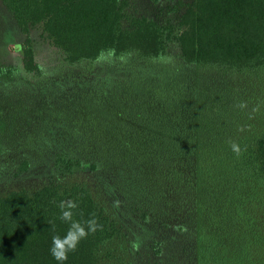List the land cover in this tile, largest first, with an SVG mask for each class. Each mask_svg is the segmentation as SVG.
<instances>
[{"label":"trees","instance_id":"obj_1","mask_svg":"<svg viewBox=\"0 0 264 264\" xmlns=\"http://www.w3.org/2000/svg\"><path fill=\"white\" fill-rule=\"evenodd\" d=\"M162 2L0 0V45L24 39L20 64L0 63V186L49 153L142 217L185 215L216 264H264V0H187L170 11L176 54ZM37 26L63 54L57 74L38 69ZM68 199L103 228L65 264L111 258L119 223L86 182L53 178L0 193V264H57Z\"/></svg>","mask_w":264,"mask_h":264},{"label":"rangeland","instance_id":"obj_2","mask_svg":"<svg viewBox=\"0 0 264 264\" xmlns=\"http://www.w3.org/2000/svg\"><path fill=\"white\" fill-rule=\"evenodd\" d=\"M165 1H168V5ZM186 2L187 0H163L160 5L162 9H153L154 16L168 21L166 36L169 53L179 52L177 38L182 28L178 25V15L170 11L175 8L173 11L178 12L177 9L182 8ZM32 37L35 39L38 69L42 72L59 73L53 69H57L62 52L52 45L40 26L32 31ZM11 40V43L0 45V63L7 66L20 64V45L14 47L13 44L14 41L24 42L23 38L17 36H13ZM53 178L65 183L86 182L109 216L119 223L121 236L111 247V258L104 260L102 264H216L213 256L204 254L202 246L200 248L196 242L191 223H188L185 215L152 213L142 217L131 204L97 187L90 173L68 167L67 164L57 166L54 156L49 153L30 172L10 181L12 183L8 185H1L0 193L16 188L33 192Z\"/></svg>","mask_w":264,"mask_h":264},{"label":"clouds","instance_id":"obj_3","mask_svg":"<svg viewBox=\"0 0 264 264\" xmlns=\"http://www.w3.org/2000/svg\"><path fill=\"white\" fill-rule=\"evenodd\" d=\"M231 147L237 155L240 154V149L237 145L233 143ZM57 207L60 210V221L67 223L68 228L63 236L59 234L52 236L49 253L57 261V264H65L69 254L77 250L80 242L90 234H95L98 230H102L103 226L98 222L94 214L84 222L75 220L73 217L78 204L72 199L61 200ZM52 230L55 231L54 224L52 225Z\"/></svg>","mask_w":264,"mask_h":264}]
</instances>
